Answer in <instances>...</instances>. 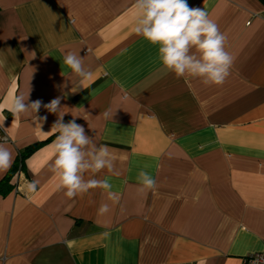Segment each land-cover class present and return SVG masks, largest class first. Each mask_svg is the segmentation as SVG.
<instances>
[{
  "label": "crops",
  "instance_id": "crops-1",
  "mask_svg": "<svg viewBox=\"0 0 264 264\" xmlns=\"http://www.w3.org/2000/svg\"><path fill=\"white\" fill-rule=\"evenodd\" d=\"M187 2L227 37L235 59L223 85L166 74L157 46L133 31L134 0H0V142L13 157L0 183L37 145L0 185V264H244L264 253V0ZM69 50L88 79L63 63ZM29 89L28 102L60 97L64 122L109 148L113 171L95 178L117 202L57 188V114L12 111ZM145 165L157 181L147 195L136 179Z\"/></svg>",
  "mask_w": 264,
  "mask_h": 264
},
{
  "label": "clouds",
  "instance_id": "clouds-1",
  "mask_svg": "<svg viewBox=\"0 0 264 264\" xmlns=\"http://www.w3.org/2000/svg\"><path fill=\"white\" fill-rule=\"evenodd\" d=\"M133 7V31L157 46L158 58L166 74L173 73L178 78L189 75L199 79L205 86L224 84L235 57L227 50L226 35L204 8L190 7L187 0H134ZM63 63L71 69V74L82 80L92 74L79 52L65 51ZM29 92L30 89L27 94L20 93L14 97L12 111L15 115L36 116L41 108L43 102L39 99L28 102ZM43 107L58 117L52 125L57 135L52 145L54 159L50 164V171L58 178L57 188L64 191L69 199L99 188L108 200L117 202L119 196L112 191L111 182L95 178L96 174L105 169L113 171L114 157L109 148L106 145L97 146L95 139L88 136L85 128L76 123L75 119L64 122L67 112L60 111L64 108L60 97L43 104ZM113 115L110 112L104 113L105 118L112 119ZM12 160L11 150L0 142V172L10 168ZM147 167L145 165L136 177L138 191L145 195L157 188L156 179L145 170ZM88 172L93 174L92 178L85 179ZM36 187V183L32 182L28 185V191H35ZM109 210V204L101 203L98 213L104 215Z\"/></svg>",
  "mask_w": 264,
  "mask_h": 264
},
{
  "label": "trees",
  "instance_id": "trees-1",
  "mask_svg": "<svg viewBox=\"0 0 264 264\" xmlns=\"http://www.w3.org/2000/svg\"><path fill=\"white\" fill-rule=\"evenodd\" d=\"M35 147H37V145H32V146H30V147H28V148H26V149H24L23 151H20V152L18 153V156H17V158H16V160H15L13 166L11 167L10 172L8 173V175H6V177H4V178L2 179L0 185H3V186L6 185L7 182H8V180H9V178L11 177V175H12L13 173H16V172H18V171H23V169H24V160H25V158L27 157V155H28L30 152H32V150H33Z\"/></svg>",
  "mask_w": 264,
  "mask_h": 264
},
{
  "label": "built area",
  "instance_id": "built-area-1",
  "mask_svg": "<svg viewBox=\"0 0 264 264\" xmlns=\"http://www.w3.org/2000/svg\"><path fill=\"white\" fill-rule=\"evenodd\" d=\"M20 171L16 172L19 174ZM244 264H264V253H254L243 258Z\"/></svg>",
  "mask_w": 264,
  "mask_h": 264
}]
</instances>
